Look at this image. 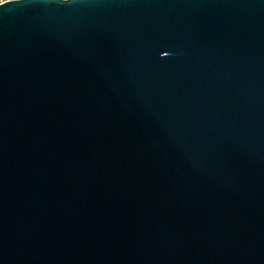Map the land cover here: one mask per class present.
<instances>
[{"label":"water","instance_id":"obj_1","mask_svg":"<svg viewBox=\"0 0 264 264\" xmlns=\"http://www.w3.org/2000/svg\"><path fill=\"white\" fill-rule=\"evenodd\" d=\"M0 5V264H264V0Z\"/></svg>","mask_w":264,"mask_h":264},{"label":"built area","instance_id":"obj_2","mask_svg":"<svg viewBox=\"0 0 264 264\" xmlns=\"http://www.w3.org/2000/svg\"><path fill=\"white\" fill-rule=\"evenodd\" d=\"M13 0H0V5Z\"/></svg>","mask_w":264,"mask_h":264},{"label":"clouds","instance_id":"obj_3","mask_svg":"<svg viewBox=\"0 0 264 264\" xmlns=\"http://www.w3.org/2000/svg\"><path fill=\"white\" fill-rule=\"evenodd\" d=\"M15 3H17L16 0H13V2L11 4H15Z\"/></svg>","mask_w":264,"mask_h":264}]
</instances>
